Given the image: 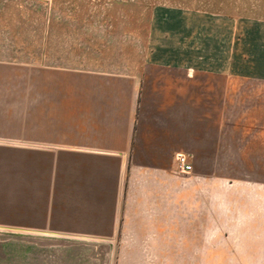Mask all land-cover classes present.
Here are the masks:
<instances>
[{
    "label": "crops",
    "instance_id": "obj_1",
    "mask_svg": "<svg viewBox=\"0 0 264 264\" xmlns=\"http://www.w3.org/2000/svg\"><path fill=\"white\" fill-rule=\"evenodd\" d=\"M180 43L139 74L30 67L28 142L0 129V230L104 241L122 264H264L260 231L207 229L209 162L244 138L230 82L264 93V54L251 69L228 40L215 59Z\"/></svg>",
    "mask_w": 264,
    "mask_h": 264
},
{
    "label": "rangeland",
    "instance_id": "obj_2",
    "mask_svg": "<svg viewBox=\"0 0 264 264\" xmlns=\"http://www.w3.org/2000/svg\"><path fill=\"white\" fill-rule=\"evenodd\" d=\"M190 38L198 55L213 59L228 40L229 53L254 69L252 57L264 54V0H0V129L28 142L30 67L139 74L149 54H173L178 40L183 49ZM233 85L248 90L230 95L244 102L240 111L229 109L240 119L230 130L244 138L237 142L230 131L228 157L209 158L214 201L207 229L214 243L232 229L260 231L264 245L263 83ZM213 113L219 118L220 109ZM109 245L0 230V264H122Z\"/></svg>",
    "mask_w": 264,
    "mask_h": 264
},
{
    "label": "built area",
    "instance_id": "obj_3",
    "mask_svg": "<svg viewBox=\"0 0 264 264\" xmlns=\"http://www.w3.org/2000/svg\"><path fill=\"white\" fill-rule=\"evenodd\" d=\"M176 165L182 173L188 174L192 171V166L188 164L187 158L184 155H179L176 158Z\"/></svg>",
    "mask_w": 264,
    "mask_h": 264
}]
</instances>
